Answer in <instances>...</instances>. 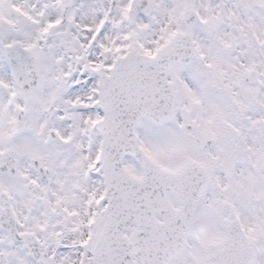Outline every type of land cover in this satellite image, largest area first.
<instances>
[{"label":"snow or ice","instance_id":"1","mask_svg":"<svg viewBox=\"0 0 264 264\" xmlns=\"http://www.w3.org/2000/svg\"><path fill=\"white\" fill-rule=\"evenodd\" d=\"M0 264H264V0H0Z\"/></svg>","mask_w":264,"mask_h":264}]
</instances>
